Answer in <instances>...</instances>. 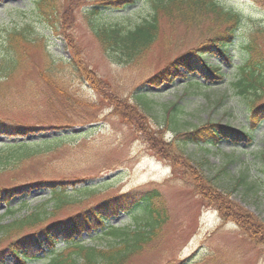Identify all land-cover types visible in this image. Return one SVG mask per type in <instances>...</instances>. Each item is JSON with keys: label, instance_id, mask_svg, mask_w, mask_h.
I'll use <instances>...</instances> for the list:
<instances>
[{"label": "rangeland", "instance_id": "rangeland-1", "mask_svg": "<svg viewBox=\"0 0 264 264\" xmlns=\"http://www.w3.org/2000/svg\"><path fill=\"white\" fill-rule=\"evenodd\" d=\"M28 1L0 0V33L7 25L31 16L32 11L18 14ZM62 1L63 35L47 28L36 29L46 36L43 43L47 54L41 47L29 46L18 68L8 79H0V118L6 121V128L17 122L19 127L34 128L27 139L38 134L53 137L43 143L51 153L19 170L2 172L0 185H11L13 179L78 182L94 177L99 190L106 185L101 197L156 188L169 220L155 248L147 249L133 264H264V189H247L255 181L252 179L260 176L264 128L255 130L256 141L250 146L240 143L235 149L225 142L217 150L178 143L184 148L178 152L175 143L180 136L175 132L208 119L225 124L229 118L233 130H239L237 121L243 115L239 100L234 97L223 104L208 105L227 92L223 84L209 86L199 94L180 79L160 86L148 82L151 77H159L157 74L179 55L201 47L211 37L210 19L187 26L162 17L156 41L127 60L118 49L102 50L84 17L87 4L79 7L80 0ZM219 2L242 13L244 19L250 17L251 22L264 25V0ZM148 4L149 0H138L123 11L106 12L103 18H97L98 23L133 25L147 14ZM259 45L264 53V38ZM230 52L235 54L236 49ZM206 57L209 64L219 63L224 68L217 57ZM72 63L80 73L72 71ZM47 72L49 80L44 77ZM140 93L152 101L149 111L137 108L136 95ZM173 103L182 110L174 125L164 120ZM65 128L68 132L63 131ZM71 128L80 130L74 133ZM164 152L167 157L161 156ZM242 172L246 179L235 187ZM209 179L212 181H206ZM45 194L35 188L29 196L36 204ZM4 209V203H0V212ZM70 212V208L64 210L59 217ZM127 221L124 213L107 219L108 224L117 225Z\"/></svg>", "mask_w": 264, "mask_h": 264}, {"label": "trees", "instance_id": "trees-1", "mask_svg": "<svg viewBox=\"0 0 264 264\" xmlns=\"http://www.w3.org/2000/svg\"><path fill=\"white\" fill-rule=\"evenodd\" d=\"M136 1H79V7L87 4L89 8L85 9L84 17L102 50L118 49L127 60H131L156 41L162 17L168 22L178 20L187 26L210 19L211 37L205 39L201 47H193L179 55L157 74L159 77H151L148 82L160 86L180 79L195 87L194 93L199 94L202 89L223 84L227 92L208 105L223 104L236 97L245 115L237 121L239 130H233L228 118L225 124L208 119L191 129L176 131L181 138L177 137L175 144L194 143L219 150L225 142L235 149L240 143L250 146L255 142V130L264 128V53L259 45L264 38V25L251 22L250 17L244 19L242 13L225 7L219 0H149L147 14L140 16L133 25L124 28L117 23H98L97 18H103L106 12L123 11ZM62 6V0H29L25 9L17 7L21 12L18 14L27 11L32 14L7 25L0 33V79H8L18 68L19 60L29 46L41 47L47 54L43 43L46 36L36 29L47 28L63 35ZM234 48L235 54L230 52ZM206 55L218 57L225 69L220 68L219 63L209 64ZM70 65L72 71L80 73L77 64ZM44 77L51 78L49 72ZM136 99L140 105L138 109L150 110L152 101L147 94L140 93ZM181 112L178 104L173 103L166 110L164 120L174 125ZM4 121L0 118V134L4 135L0 140V174L19 170L34 159L51 153V148H43V143L53 137L43 138L38 134L27 139L34 128L30 125L19 127L17 122L6 128ZM54 128L58 127L43 129ZM177 148L178 152L184 150L180 146ZM259 155L262 161L258 170L260 176L249 183V191L264 189V149ZM161 156L167 157L165 152ZM195 167L200 170L198 165ZM240 176L235 187L246 179L244 172ZM94 180V177L78 182L13 179L11 185H0V203L5 205L4 211L0 212V264H6L7 260L10 264H133L147 249L155 248L169 220L160 192L156 188H146L140 192L101 197L106 193L103 192L106 185L101 183L104 186L99 190ZM35 188L46 191L42 201L36 204L29 196ZM69 208L73 212L59 217V213ZM118 213L126 214L128 221L119 225L108 224L107 219ZM59 242L63 244L57 247Z\"/></svg>", "mask_w": 264, "mask_h": 264}, {"label": "water", "instance_id": "water-1", "mask_svg": "<svg viewBox=\"0 0 264 264\" xmlns=\"http://www.w3.org/2000/svg\"><path fill=\"white\" fill-rule=\"evenodd\" d=\"M78 130H80V129L79 128H76V129L73 128L74 133H76V131H78Z\"/></svg>", "mask_w": 264, "mask_h": 264}]
</instances>
